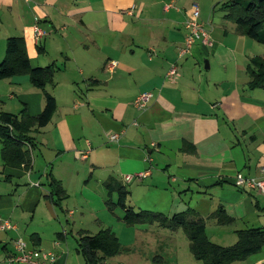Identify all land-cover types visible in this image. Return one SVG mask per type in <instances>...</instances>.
<instances>
[{"label": "crops", "instance_id": "obj_1", "mask_svg": "<svg viewBox=\"0 0 264 264\" xmlns=\"http://www.w3.org/2000/svg\"><path fill=\"white\" fill-rule=\"evenodd\" d=\"M196 1L212 45L196 40L178 57ZM224 1L0 0V63L7 40L20 38L31 67L52 69L44 90L56 100L49 122L26 132L21 149L28 162L5 164L0 142V218L14 226L0 229V264L14 253L17 237L54 253V264H81L83 233L109 229L121 245L126 227L148 231L153 223L123 220L117 185L135 211L201 219L214 244L208 225H237L230 231L215 226L217 234L233 235L232 244L220 246L235 244L239 230H264V195L233 184L237 173L264 176V87H250L248 73L251 59L264 53L225 18ZM35 23L47 31L39 41ZM110 60L117 62L111 71L105 68ZM174 62L177 71L169 77ZM145 91L152 98L138 111L133 100ZM43 105V90L29 74L0 79V113L23 120ZM110 132H120L119 139L108 141ZM139 172L144 175L122 179ZM131 244L115 256L132 252Z\"/></svg>", "mask_w": 264, "mask_h": 264}, {"label": "trees", "instance_id": "obj_2", "mask_svg": "<svg viewBox=\"0 0 264 264\" xmlns=\"http://www.w3.org/2000/svg\"><path fill=\"white\" fill-rule=\"evenodd\" d=\"M221 7L227 12L226 19L236 25L241 34L264 43V0H225ZM17 72L29 74L31 83L43 90L44 105L36 117L18 119L16 115L0 113L1 156L5 164L18 165L28 162V155L21 149L22 143L28 141L26 132L32 125H46L56 109L55 98L44 86L51 81L52 69L49 67H31L22 50L18 37L7 40L6 56L0 63V79L8 78ZM250 87H264V57L251 59L248 67ZM53 193L58 196L60 188L52 183ZM117 191V204L124 209L123 220L128 223H157L160 227L170 230L181 228L189 240V248L194 258L203 264H228L258 252L264 247V230L251 228L237 231V242L231 246H220L209 241L205 233V224L188 212L176 213L171 218L148 211H135L126 203L127 191L124 186H113ZM56 199V200H57ZM222 222H229L222 209H218ZM78 251L86 264H104L109 257L119 254L122 249L116 236L109 229L98 233L82 234L77 239Z\"/></svg>", "mask_w": 264, "mask_h": 264}, {"label": "rangeland", "instance_id": "obj_3", "mask_svg": "<svg viewBox=\"0 0 264 264\" xmlns=\"http://www.w3.org/2000/svg\"><path fill=\"white\" fill-rule=\"evenodd\" d=\"M219 7V4H216L214 11L220 12L221 8ZM257 44L259 46V53H264V50H262V48H264V44ZM77 216L78 215L75 214L73 218L76 219ZM216 225L207 226V231L212 237L211 241L217 244L219 243L220 245L232 244L233 235L229 233L228 235H220V233L217 234L216 230H214ZM217 226L221 228V230L228 231L232 230V227H237V225ZM126 228H129L127 229V238L125 235H122L120 240L122 243L121 245L125 246L127 243H132L131 247H133L134 250L129 253L127 251H123L120 255L109 259L108 264H201V262L195 259L191 253L188 237L181 228L177 230H170L159 227L155 223L150 225L148 231H141L142 229L136 231L135 226H129ZM213 230L215 234H212ZM218 236L220 238H218ZM69 243L74 247L75 250L76 245L74 235L69 234ZM261 258H264V251L257 255H250V257L245 260L234 261L230 264H249V262L252 264L254 261ZM81 264L85 263L82 261Z\"/></svg>", "mask_w": 264, "mask_h": 264}, {"label": "built area", "instance_id": "obj_4", "mask_svg": "<svg viewBox=\"0 0 264 264\" xmlns=\"http://www.w3.org/2000/svg\"><path fill=\"white\" fill-rule=\"evenodd\" d=\"M200 10L197 2L192 3V14L185 21L187 28L186 35L182 47L178 50V57L183 56L189 52L193 43L196 40L204 45L211 46L212 40L210 38L209 30L204 27L203 22L199 20ZM34 39L39 41L47 34V31L43 30L38 23L33 25ZM116 61L110 60L106 62L105 68L112 70L116 66ZM177 71V64L174 62L170 65L167 75L174 76ZM152 98V93L149 91L139 93L133 100V104L136 110L141 111L148 107V104ZM135 125L136 121L133 122ZM120 137V132H110L107 134V139L110 142L117 141ZM85 156L84 153L81 154ZM264 171V169H262ZM144 173L139 172L135 174H126L122 176L124 182H129L133 177H142ZM233 184L238 188L254 189L261 195H264V176L262 177H250L244 176L241 173H237L233 178ZM14 226L8 220H2L0 218V229L8 230ZM14 253L7 259L5 264H54L55 254L46 250L29 248L25 240L21 237H17L13 240Z\"/></svg>", "mask_w": 264, "mask_h": 264}]
</instances>
